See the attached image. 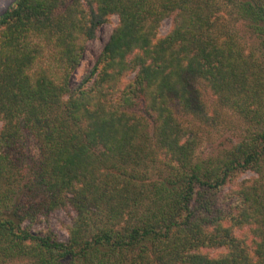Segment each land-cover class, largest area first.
Instances as JSON below:
<instances>
[{"label":"trees","instance_id":"1","mask_svg":"<svg viewBox=\"0 0 264 264\" xmlns=\"http://www.w3.org/2000/svg\"><path fill=\"white\" fill-rule=\"evenodd\" d=\"M224 111L246 129L205 154ZM0 124V264H264V0H13ZM246 171L258 178L222 209L216 195ZM68 207L67 241L33 231Z\"/></svg>","mask_w":264,"mask_h":264},{"label":"rangeland","instance_id":"2","mask_svg":"<svg viewBox=\"0 0 264 264\" xmlns=\"http://www.w3.org/2000/svg\"><path fill=\"white\" fill-rule=\"evenodd\" d=\"M13 2V0H0V14ZM175 15H172L162 21L159 29V38H164L167 36L174 25ZM120 18L118 15H113L109 18L108 22L104 24L97 32L96 38L94 40L88 41L86 45L85 58L76 70L73 77V86H79L85 77L89 75L92 69L95 67L104 47L108 43L113 31L119 25ZM240 30L241 37H245L247 40V46H251L252 43L248 39V33L241 25L238 26ZM135 78V73L128 74L124 81L129 83ZM216 98H210L208 104L215 105ZM224 119L227 120V124H223L219 129H214L209 135L205 134V142L201 146V151L205 154L212 152L214 149L220 147L221 145L228 144L232 139H238L241 134H243L246 129L244 121L239 117L237 113L224 111ZM222 113V114H223ZM2 124H0V129ZM218 130V131H217ZM31 151L36 158L39 154L35 142H31ZM258 175L252 171H246L237 174L233 180L228 183L224 191L219 192L216 195V200L221 205L222 209L228 208L227 201L230 198L231 193L238 190L240 186L244 184H251ZM75 217V212L72 208L68 207L64 210H58L53 212L48 217H41L40 220L32 224L33 231L38 232H51L60 241H67L69 236V228L72 225L73 219ZM218 252H224L223 249L219 251H213L212 255H216Z\"/></svg>","mask_w":264,"mask_h":264}]
</instances>
